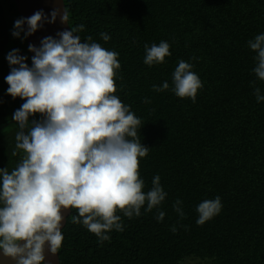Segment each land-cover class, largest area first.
<instances>
[{"label":"trees","instance_id":"trees-1","mask_svg":"<svg viewBox=\"0 0 264 264\" xmlns=\"http://www.w3.org/2000/svg\"><path fill=\"white\" fill-rule=\"evenodd\" d=\"M64 1L70 27L84 25L77 33L82 42L92 36L119 53L115 95L141 120L138 135L149 148L139 160L144 191L159 175L167 197L152 212L146 203L139 217L118 212L124 231L106 233L110 239L103 243L72 222L78 216L72 208L60 264H264V101L257 102L251 84L264 95V81L253 72L256 53L248 46L264 34V0ZM19 19L15 1L0 0V168L9 171L22 157L13 155L19 127L11 118L25 101L7 92V56L19 49L32 63L24 32L13 35ZM100 33L111 39L103 41ZM161 41L170 44L171 55L145 64V45ZM180 60L193 65L203 84L195 102L171 90ZM165 81L168 90H153ZM217 196L219 214L197 225V206ZM178 199L183 219L173 208ZM158 211L165 212L163 221Z\"/></svg>","mask_w":264,"mask_h":264},{"label":"clouds","instance_id":"clouds-1","mask_svg":"<svg viewBox=\"0 0 264 264\" xmlns=\"http://www.w3.org/2000/svg\"><path fill=\"white\" fill-rule=\"evenodd\" d=\"M57 16L70 24L67 7L62 13L52 11L48 22L55 23ZM46 20L42 11L19 19L13 35L30 36ZM83 30L82 24L71 26L57 33L58 39L48 36L39 47L30 44L31 66L19 49L7 56L11 66L5 77L7 92L25 101L11 118L19 127L13 155L22 153L21 160L11 171L0 168V250L15 264H45L46 246L52 254L58 252L64 239L63 211L78 210L72 222L83 224L103 243L110 239L106 233L124 231L118 212L129 219L139 217L146 203L145 211L152 212L167 197L159 175L144 191L139 160L149 148L138 135L141 120L115 95L119 53L92 36L82 42L77 33ZM100 36L105 42L111 39L107 33ZM248 46L256 53L253 72L264 81V34L249 40ZM145 51L144 63L149 66L164 63L171 55L167 41L145 45ZM192 69V64L180 60L171 90L195 102L203 84ZM251 84L257 102L264 101L256 82ZM169 88L167 81L153 86L157 92ZM37 114L40 119L30 120ZM182 205L178 199L173 208L183 219ZM221 209L219 196L201 202L197 225H204ZM164 217L165 212L158 211L156 219ZM171 231H177L175 225Z\"/></svg>","mask_w":264,"mask_h":264},{"label":"water","instance_id":"water-1","mask_svg":"<svg viewBox=\"0 0 264 264\" xmlns=\"http://www.w3.org/2000/svg\"><path fill=\"white\" fill-rule=\"evenodd\" d=\"M17 6L19 15L22 18L31 17L37 11H42L47 20L42 24V26L32 35L26 36L28 48L29 45H35L39 47L43 38L52 36L54 38H59L57 33L64 30H71L70 24L62 23L60 17L57 16L55 23H50L51 13L54 10L59 9L62 13L66 8L64 0H14ZM27 24L24 25L25 31L27 30ZM30 58L34 53L29 51ZM32 60V59H31ZM64 220L62 221L61 231L65 228L68 218L71 215V209L62 212ZM0 264H15V261L10 258L4 257L2 250H0ZM45 264H60L59 250L56 254H52L48 247L45 248Z\"/></svg>","mask_w":264,"mask_h":264},{"label":"rangeland","instance_id":"rangeland-1","mask_svg":"<svg viewBox=\"0 0 264 264\" xmlns=\"http://www.w3.org/2000/svg\"><path fill=\"white\" fill-rule=\"evenodd\" d=\"M18 46L21 47L22 49L26 48L24 44L22 45V43H19ZM188 264H202V263L200 261H193V262H188Z\"/></svg>","mask_w":264,"mask_h":264}]
</instances>
